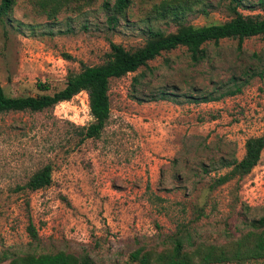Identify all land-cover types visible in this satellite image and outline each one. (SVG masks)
I'll use <instances>...</instances> for the list:
<instances>
[{
	"label": "rangeland",
	"instance_id": "1",
	"mask_svg": "<svg viewBox=\"0 0 264 264\" xmlns=\"http://www.w3.org/2000/svg\"><path fill=\"white\" fill-rule=\"evenodd\" d=\"M59 1L53 8L52 0H14L0 15L6 95L51 94L66 73L102 62L109 42L141 46L148 27L166 33L179 23L228 18V0H129L112 26L102 3L113 0ZM235 86L238 92L226 94ZM160 90L169 99L153 100ZM107 95L99 137L77 145L73 127L91 121L83 91L40 112H0V252L61 249L85 252L96 264H134L130 251H159L178 228L194 245L225 249L253 231L247 222L264 215V147L244 177L210 185L226 171L218 159H239L244 140L262 130L264 35L240 46L233 39L208 43L196 63L184 47L161 52L146 67L111 78ZM46 163L48 186L12 192ZM28 217L36 245L25 230Z\"/></svg>",
	"mask_w": 264,
	"mask_h": 264
},
{
	"label": "trees",
	"instance_id": "2",
	"mask_svg": "<svg viewBox=\"0 0 264 264\" xmlns=\"http://www.w3.org/2000/svg\"><path fill=\"white\" fill-rule=\"evenodd\" d=\"M48 0H45V2ZM53 8L59 5V0H52ZM67 1V0H66ZM64 1V3L66 2ZM129 0L104 1L102 8L106 12V19L110 25L117 22L123 14ZM14 0H0V15H7ZM180 6V4L178 3ZM210 5V3H209ZM248 9L250 13H242L239 9ZM171 8V7H169ZM174 8V7H172ZM228 18L220 22H208L194 25L179 23L173 31L163 33L157 29L146 28V40L132 50L122 45L109 42L108 50L104 53L102 62L94 65H81L78 72H68L65 75L64 85L52 92L35 95L8 96L0 87V112L30 111L40 112L53 107L59 102L67 101L75 94L86 93L88 113L91 121L86 125L74 126L76 137L74 145L85 139L99 137L109 117V100L107 95L108 82L111 78H119L136 71L139 67H146L147 62L161 52L170 51L177 47H184L189 59L196 63L205 56V45L217 44L221 39L236 40L240 46L245 38L264 35V0L256 3L244 4L241 0H228L225 6ZM259 9L262 12L255 11ZM52 10V9H51ZM176 10V9H175ZM177 11V10H176ZM205 12L204 9H201ZM175 12L173 11V15ZM136 82L135 75L131 78ZM39 86V85H38ZM45 89V87H42ZM239 91V86L226 94L232 95ZM171 93L160 90L153 100L169 99ZM136 101H140L132 95ZM216 97H202L208 101ZM197 102L196 98H192ZM264 147V107L262 110V130L259 135L247 137L243 142V153L239 159L235 157L218 159V167L226 171L217 175L210 187L224 184L232 179L244 177L257 163L260 152ZM51 182V167L48 163L33 171L22 185L13 187L12 192L34 191L48 186ZM25 206L28 202L25 200ZM247 225L255 232L250 231L234 242L233 247L225 249L214 245H194L190 236L183 230H176L167 237L168 245L159 251L137 247L128 253V261L134 264H214L234 263L242 264L250 259L264 258V215L257 219H250ZM30 241L38 244L39 238L30 218H27L25 227ZM180 231V232H179ZM184 245L191 246L192 250L184 249ZM0 264H96L87 253H73L65 250L55 251H28L20 255H9L0 252Z\"/></svg>",
	"mask_w": 264,
	"mask_h": 264
}]
</instances>
